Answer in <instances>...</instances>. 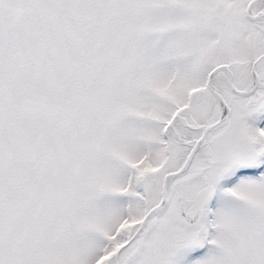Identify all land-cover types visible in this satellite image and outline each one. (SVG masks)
<instances>
[{
  "label": "snow or ice",
  "instance_id": "obj_1",
  "mask_svg": "<svg viewBox=\"0 0 264 264\" xmlns=\"http://www.w3.org/2000/svg\"><path fill=\"white\" fill-rule=\"evenodd\" d=\"M0 264H264V0H0Z\"/></svg>",
  "mask_w": 264,
  "mask_h": 264
}]
</instances>
